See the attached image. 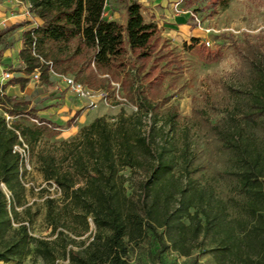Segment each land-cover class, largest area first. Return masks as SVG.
<instances>
[{
    "label": "trees",
    "instance_id": "trees-1",
    "mask_svg": "<svg viewBox=\"0 0 264 264\" xmlns=\"http://www.w3.org/2000/svg\"><path fill=\"white\" fill-rule=\"evenodd\" d=\"M22 1L38 22L21 36L24 75L37 69L48 85L50 69L70 73L107 97L119 90L135 110L94 118L73 137L37 149L57 132L29 121L36 117L27 98L4 94L24 79L0 84V263L128 264L131 245L150 235L155 257L170 251L208 255L214 264H264V42L241 46L237 83L225 85L221 98L206 95L203 108L184 118L163 89L179 60L136 0H121V22L104 18L109 0ZM187 48L205 63L218 57L197 38ZM18 137L56 192L43 189L41 202L51 239L30 232L38 212L27 205L26 170L12 151Z\"/></svg>",
    "mask_w": 264,
    "mask_h": 264
},
{
    "label": "rangeland",
    "instance_id": "rangeland-1",
    "mask_svg": "<svg viewBox=\"0 0 264 264\" xmlns=\"http://www.w3.org/2000/svg\"><path fill=\"white\" fill-rule=\"evenodd\" d=\"M205 3L206 0H181L179 8L174 9V13L185 12L189 26L188 35L197 36L199 44L207 52L216 51L218 57L214 61L205 63L196 49H188L189 37H185L186 42L180 38L172 40L159 31V36L166 49L179 60V66L175 67L176 69H170L171 73L163 82L166 104L175 106L179 115L184 118L190 117L193 108H203V99L206 95L221 98L225 85L237 83L243 69L239 53L241 46L264 42V0H231L225 8L215 10L206 9ZM141 10L146 18V11ZM122 16L121 0H109L107 15H104V18L115 17V20L120 21ZM48 74L53 81L56 79L60 82L61 73L50 69ZM65 75L72 78L74 76L70 73H65ZM112 85L117 88V84ZM92 92L96 96L98 93H105V89ZM115 101L119 104H115ZM123 102L119 90L116 89L112 96L106 97L105 101H98L93 108L86 104V108L90 110V114L98 113L106 118L114 117L120 108L126 114L135 110L134 107ZM73 118L60 123L47 121L53 132L57 134L51 138H41L36 148L46 147L49 144L58 143L63 138L69 139L76 135L77 132L68 135L67 130L69 125L76 123L72 122ZM13 120L10 119L8 122ZM25 124L30 125V122ZM25 170L23 184L27 191L26 202L31 206V212L34 210L38 212L32 218L30 232L35 237L51 239L42 221L41 202L46 196L43 189H47L49 196H55L56 192L51 187H46L31 159H27ZM157 249L156 242L148 235L138 244L131 245L127 255L128 264H191L194 260L195 264H214L210 256L201 254L197 256L196 253L185 258L166 251L155 257L154 253ZM22 264L41 263L37 260L31 262V259L27 258Z\"/></svg>",
    "mask_w": 264,
    "mask_h": 264
},
{
    "label": "crops",
    "instance_id": "crops-1",
    "mask_svg": "<svg viewBox=\"0 0 264 264\" xmlns=\"http://www.w3.org/2000/svg\"><path fill=\"white\" fill-rule=\"evenodd\" d=\"M136 1L139 3L142 16L141 9L146 11L147 17L143 16L144 19L156 24L158 30L164 36L172 40L180 38L183 42H186L185 37L199 39L197 36L188 35L189 26L185 12L174 13V2L176 0ZM28 8L29 5L26 1L0 0V76L2 73L8 72V80H25L6 85L3 92L11 98H27L29 100L28 108L34 110V116L46 122H65L77 114L72 120L76 123L74 122V125H69L70 127L66 128L68 135H73L81 126L88 124L101 115H98V113L90 114L85 101L68 91L56 79L53 81L52 78H48L49 84L43 85L40 82L32 81L30 74H23V65L18 56L23 47L21 36L24 31L38 23L29 13ZM177 8H179V5ZM104 15H107V8ZM107 19L115 20V17H108ZM6 81H0V84L4 85ZM15 118L12 117V119Z\"/></svg>",
    "mask_w": 264,
    "mask_h": 264
},
{
    "label": "built area",
    "instance_id": "built-area-1",
    "mask_svg": "<svg viewBox=\"0 0 264 264\" xmlns=\"http://www.w3.org/2000/svg\"><path fill=\"white\" fill-rule=\"evenodd\" d=\"M180 2L181 0H176V2H174L175 9L177 8ZM8 79H9L8 72L1 74L0 81H4ZM30 79L34 82H39V73L37 69H34L33 72L30 74ZM60 82L68 91L78 96L80 99L84 100L88 107L93 108L96 106V103L98 101L106 100L107 96L105 93H98L96 96H94L92 91L88 90L87 88H85L80 83L76 82L72 77L68 75L65 74L60 75ZM4 119L6 122H8L10 119H12V117L8 115H4ZM29 121L35 125L44 124L43 122H38L39 120L37 118H29ZM45 125L50 127L49 124H45ZM17 140H18V144L12 147V151L18 154L21 162V168L24 167V169H26L27 159H28V148L27 145L19 137L17 138Z\"/></svg>",
    "mask_w": 264,
    "mask_h": 264
}]
</instances>
